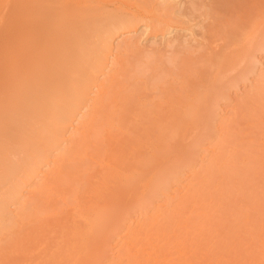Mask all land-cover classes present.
I'll use <instances>...</instances> for the list:
<instances>
[{
  "label": "bare ground",
  "instance_id": "obj_1",
  "mask_svg": "<svg viewBox=\"0 0 264 264\" xmlns=\"http://www.w3.org/2000/svg\"><path fill=\"white\" fill-rule=\"evenodd\" d=\"M11 1L0 0L17 26L0 23V264L46 241L51 222L64 240L44 264H264V67L214 118L256 70L264 0ZM161 9L219 14L208 28L240 49L224 62L144 52L138 33Z\"/></svg>",
  "mask_w": 264,
  "mask_h": 264
},
{
  "label": "rangeland",
  "instance_id": "obj_2",
  "mask_svg": "<svg viewBox=\"0 0 264 264\" xmlns=\"http://www.w3.org/2000/svg\"><path fill=\"white\" fill-rule=\"evenodd\" d=\"M1 1H4L6 4L9 3V0H1ZM11 1V0H10ZM20 1V0H18ZM18 1H16L17 3H19ZM52 1V0H51ZM50 1V2H51ZM57 1V0H55ZM54 1V2H55ZM4 2H2V7H1V14H0V17H5L3 14L6 13V8H4V6H7V8H14V5L13 6H8L6 5ZM12 2V1H11ZM15 1H13V4H14ZM15 2V4H16ZM21 2V1H20ZM53 2V1H52ZM1 3V2H0ZM32 3L34 4L35 2L32 1ZM31 3V4H32ZM20 4V3H19ZM29 4V3H28ZM53 4V5H52ZM51 5L54 7V3H52ZM27 5V4H26ZM57 5H58V1H57ZM56 5V7H57ZM60 2H59V5L58 7L60 6ZM1 6V4H0ZM34 6V5H33ZM16 9L18 8V6H15ZM20 7V5H19ZM23 7V6H21ZM20 7V9H21ZM51 7V6H50ZM48 8V10L50 9V12H55V9L56 7H54V10H51L52 8ZM57 7V9H58ZM3 8V10H2ZM8 8V9H9ZM11 8V12L13 11ZM23 8H26V7H23ZM22 8V10H23ZM60 8L62 9V7L60 6ZM18 9V10H20ZM27 9H28V6H27ZM18 10H16L18 12ZM29 10H32V5L30 7ZM166 10V11H165ZM5 11V13H4ZM15 9H14V13H16ZM24 11V10H23ZM26 11V10H25ZM24 11V12H25ZM159 11V13H158ZM157 12H153L152 13V17H156L155 15L158 14V18L156 17L154 19L155 22H157L158 26L160 29H158L157 26H155V22H153L154 24L149 28L147 27L146 29H143L142 32L141 30L139 31V35H141L140 37L142 38L141 40V43H142V46H143V49L144 52L146 53H151V54H164L165 56V59L167 58H170L171 57H168V56H172L173 51L174 52H179L176 54L177 55H180L181 57H184L186 55H189V56H197V57H207V56H213V57H216L218 58L220 61L224 62V59H225V54L227 52H230L232 51L233 48H236V49H240V45H236V46H231L229 45V41H228V38L224 37L222 34H212V32L210 31V29L208 28L209 24H210V21L211 23L214 21V18L213 17H209L210 15H219V14H214V13H210V15H204V13H201V11H205V9H201L199 11H197V14H196V11L194 12V14H184L185 17H189V19L185 18L184 15L182 14L183 17H181L180 13H178L179 15H177V13L171 11V10H167V9H161V10H158ZM161 11V12H160ZM163 11V12H162ZM171 11V13H170ZM9 12V13H11ZM23 12V13H24ZM28 12V10L26 11ZM49 12V13H50ZM169 12V13H167ZM172 12H173V15H172ZM3 13V14H2ZM8 13V11H7ZM6 13V14H7ZM9 13L7 14L8 17L9 16ZM20 13V12H19ZM22 13V11H21ZM31 13V12H30ZM51 13V14H52ZM155 13V14H154ZM201 15H199V14ZM164 14V15H163ZM167 14V15H166ZM171 14V15H170ZM3 15V16H2ZM11 15V14H10ZM15 15V14H14ZM17 15V14H16ZM25 14H23L24 16ZM32 16V14H30ZM54 15V13H53ZM154 15V16H153ZM192 15H194V19L192 17ZM13 15H11L12 17ZM44 16V15H43ZM164 16H166V18H163ZM168 16V17H167ZM169 16H171V18L169 19ZM177 19H176V17ZM205 16V17H204ZM8 17L7 20L6 18H0V23L1 21L4 22L2 24H4L5 26L4 27H7V25L9 24L10 26V21L8 20ZM15 16H13L12 18H9V19H14ZM18 17V16H17ZM28 16L26 15V18ZM163 20H161V18ZM179 17V18H178ZM201 17V18H200ZM31 18V17H30ZM30 18L28 19L29 22L31 21ZM33 18V17H32ZM42 18V17H41ZM196 18V19H195ZM199 21H198V19ZM206 18V19H205ZM4 19L7 21H4ZM40 19V18H39ZM158 19V20H157ZM165 19V21H164ZM168 22H167V20ZM174 19V20H172ZM176 19V20H175ZM182 19V20H181ZM191 19V20H190ZM202 19V20H201ZM204 19V20H203ZM17 20V19H16ZM34 19H32L33 21ZM159 20H160V23H159ZM181 20V21H180ZM195 20V21H194ZM207 20V21H206ZM10 23H9V22ZM14 21V20H13ZM181 23H180V22ZM192 21V22H191ZM203 21H206V22H203ZM209 21V22H208ZM17 22V21H16ZM15 22V23H16ZM177 22V23H176ZM179 22V24H178ZM190 22V23H188ZM199 23V24H196V23ZM201 22V23H200ZM203 22V23H202ZM8 23V24H7ZM14 23V22H13ZM14 23V24H15ZM152 23V22H151ZM150 23V24H151ZM162 23V25H161ZM184 23V24H182ZM206 23V24H205ZM149 24V25H150ZM204 24V25H203ZM12 25V23H11ZM0 30L3 29V25L0 24ZM154 26L156 27L154 31ZM163 26V28H162ZM14 27V30L16 31L17 29L15 26H10V28H13ZM191 27V28H190ZM8 28V27H7ZM7 28H4V31L7 32ZM171 28V29H170ZM175 28V29H174ZM7 29V30H5ZM163 29V30H162ZM168 29V30H167ZM179 29V30H178ZM186 29V30H185ZM13 30V29H12ZM144 30H146L144 32ZM182 30V31H181ZM151 31V32H150ZM167 31V32H166ZM169 31V32H168ZM1 32H3V30H1ZM0 32V34H1ZM10 32L14 34V31L12 32L11 29H10ZM144 32V33H143ZM148 32V33H146ZM155 32V33H154ZM187 32V33H186ZM142 33V34H141ZM154 33V34H152ZM162 33V34H161ZM167 33L169 35H167ZM10 34V33H8ZM189 34V36H187ZM5 35V36H4ZM1 38L5 37L7 38L6 36V33L4 34ZM12 35V34H11ZM11 35H8V37H10ZM153 35V37H152ZM160 35V36H159ZM13 36V35H12ZM167 36L169 38V40L167 39ZM177 36V37H176ZM180 38H179V37ZM185 36V38H184ZM16 36H14V39H15ZM166 37V39L164 38ZM174 37H175V41H174ZM183 38V39H182ZM10 39H12L10 37ZM9 39V40H10ZM12 39V40H14ZM178 39V40H177ZM8 40V39H6ZM3 42V44L5 43V41ZM166 40V41H165ZM174 42H173V41ZM169 41H170V44H169ZM1 44H2V41H0ZM8 42V41H7ZM10 42V41H9ZM173 43V44H171ZM2 45H0L1 47ZM132 55H136V53H131ZM167 54V55H166ZM175 56V55H173ZM172 56V57H173ZM179 56V57H180ZM134 57V56H132ZM180 57V58H181ZM182 59V58H181ZM264 67V49L263 50H260V51H256V65H255V71L249 73V77L246 79V80H242L239 84L237 83L234 87H231V95L230 97L228 98H223L220 100V104L218 106V109L216 112V114L214 115V118L217 120V121H221V120H224V118H226L227 116H229L231 114V110H232V107L236 104V102L238 101L237 98L239 99L240 96H243L244 93L247 91V89L249 88L250 84L252 82H254L255 80V76L256 74ZM187 79V78H186ZM205 86H207V83L204 84ZM235 103V104H234ZM234 104V105H233ZM88 199V198H86ZM65 217V216H64ZM64 222L66 221L63 220ZM48 236H47V240L44 241V240H41L39 239L37 241V246L32 248V249H28V250H22V249H14V250H8V253H7V258H6V262H11V263H14V262H18L17 264H44L43 262V258H45V255L46 253L49 251L50 247H54V244H56L57 242H61L64 240V237L61 236V233H60V229H59V226H58V223H52L49 225V229H48ZM6 264V263H5Z\"/></svg>",
  "mask_w": 264,
  "mask_h": 264
}]
</instances>
